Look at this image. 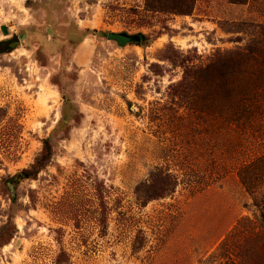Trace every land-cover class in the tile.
I'll return each instance as SVG.
<instances>
[{
	"label": "rangeland",
	"instance_id": "374dc122",
	"mask_svg": "<svg viewBox=\"0 0 264 264\" xmlns=\"http://www.w3.org/2000/svg\"><path fill=\"white\" fill-rule=\"evenodd\" d=\"M149 1L0 0V264H264V0Z\"/></svg>",
	"mask_w": 264,
	"mask_h": 264
},
{
	"label": "trees",
	"instance_id": "16d2710c",
	"mask_svg": "<svg viewBox=\"0 0 264 264\" xmlns=\"http://www.w3.org/2000/svg\"><path fill=\"white\" fill-rule=\"evenodd\" d=\"M161 1L169 2L172 6L171 7L172 11H174L177 14L186 15L192 11V0H154V1H149L148 4L150 7L155 8V5L159 6L157 2H161ZM209 73H210V77H212V81H216L218 78L225 79V77H228V74L224 66L214 67L212 69H209ZM245 113L247 114L249 113L247 107H245L243 103L241 104L239 103L238 108L235 110L233 115L240 116V115H244ZM51 158H52V147L49 144V142L46 141L42 154L37 159L36 164L33 167V171H25L22 173V176L24 178H27L37 175L39 171H41L49 163ZM261 161H263V159ZM252 165L245 167L240 173L241 181L248 189H251V187L253 186V183L249 180L250 177H248L249 171L253 169ZM168 178L169 177H167V179ZM254 200L257 201V198H254ZM261 203L264 205L263 201L256 202L258 206ZM261 216L264 219V213H261Z\"/></svg>",
	"mask_w": 264,
	"mask_h": 264
},
{
	"label": "water",
	"instance_id": "95a60500",
	"mask_svg": "<svg viewBox=\"0 0 264 264\" xmlns=\"http://www.w3.org/2000/svg\"><path fill=\"white\" fill-rule=\"evenodd\" d=\"M107 40L116 42L119 46L124 47L128 44L137 43L140 41L139 36H128L123 34L109 33Z\"/></svg>",
	"mask_w": 264,
	"mask_h": 264
}]
</instances>
